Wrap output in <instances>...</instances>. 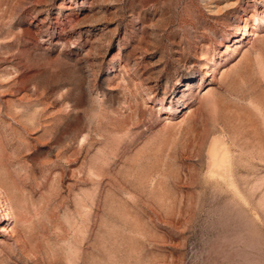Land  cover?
I'll list each match as a JSON object with an SVG mask.
<instances>
[{"label":"rangeland","instance_id":"obj_1","mask_svg":"<svg viewBox=\"0 0 264 264\" xmlns=\"http://www.w3.org/2000/svg\"><path fill=\"white\" fill-rule=\"evenodd\" d=\"M0 264H264V0H0Z\"/></svg>","mask_w":264,"mask_h":264},{"label":"bare ground","instance_id":"obj_2","mask_svg":"<svg viewBox=\"0 0 264 264\" xmlns=\"http://www.w3.org/2000/svg\"><path fill=\"white\" fill-rule=\"evenodd\" d=\"M98 1V0H97ZM183 96V95H182ZM3 208V207H2ZM7 213V212H6ZM9 218V216H7ZM9 220V219H8Z\"/></svg>","mask_w":264,"mask_h":264}]
</instances>
